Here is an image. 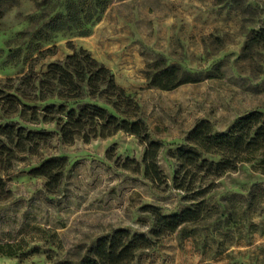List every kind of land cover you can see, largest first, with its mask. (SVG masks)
<instances>
[{"label":"rangeland","instance_id":"obj_1","mask_svg":"<svg viewBox=\"0 0 264 264\" xmlns=\"http://www.w3.org/2000/svg\"><path fill=\"white\" fill-rule=\"evenodd\" d=\"M68 1L1 4L0 83L63 61L70 42L86 49L139 103L151 138L163 144L158 164L166 183L122 167L128 158L142 161L145 145L133 135L65 144L55 124L40 125L51 139L39 156L0 172L11 191L0 201V251L14 252L0 255V264H80L116 229L150 235L145 206L170 215L192 204L172 179L177 150L195 125L208 120L225 132L264 111V47L249 44L264 27V0H111L98 22L85 25L86 36L63 21ZM171 65L202 80L169 91L151 87L147 74ZM55 156L67 157L68 166L49 194L46 180L30 172ZM263 158L264 150L215 180L204 218L140 253L136 264H264Z\"/></svg>","mask_w":264,"mask_h":264},{"label":"trees","instance_id":"obj_2","mask_svg":"<svg viewBox=\"0 0 264 264\" xmlns=\"http://www.w3.org/2000/svg\"><path fill=\"white\" fill-rule=\"evenodd\" d=\"M97 1L69 0L63 21L78 28L80 36H86L85 25L98 22L111 0ZM6 2L0 0V6ZM253 43L264 47V27L253 32L249 44ZM69 44L72 53L63 61L49 64L44 72L31 70L0 83V172L10 171L21 157L39 156L49 144L51 134L38 127L55 124L65 144L77 140L89 143L120 132L135 136L145 145L142 161L128 158L122 167L134 173L143 172L153 183H166L158 164L163 144L151 138L139 103L117 83L110 68L86 49ZM147 78L151 87L164 91L202 80L177 65L156 69ZM263 150L262 110L240 117L225 132H215L208 120L199 121L189 132L186 145L177 150L178 168L172 179L174 187L192 204L170 215L156 206H145L144 211L154 221L150 235L116 229L89 247L80 264H136L140 253L152 249L183 226L201 221L208 208L205 197L215 187L214 181L236 170L241 163L251 162ZM67 166V157H50L30 174L44 178L46 191L54 194L63 182ZM260 167H264V158ZM10 196L6 181L0 178V201ZM2 254L13 256L14 252L0 251Z\"/></svg>","mask_w":264,"mask_h":264}]
</instances>
